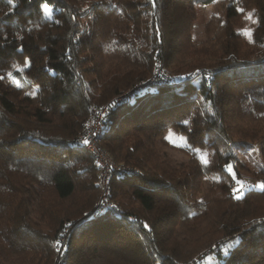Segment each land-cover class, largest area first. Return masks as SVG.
Instances as JSON below:
<instances>
[{"label": "trees", "instance_id": "16d2710c", "mask_svg": "<svg viewBox=\"0 0 264 264\" xmlns=\"http://www.w3.org/2000/svg\"><path fill=\"white\" fill-rule=\"evenodd\" d=\"M258 1L0 0V82L25 46L43 81L16 69L30 98L0 90V264H56L57 240L64 264H195L231 239L220 264H264V29L234 28L242 4L264 20ZM196 5L215 10L199 44ZM159 69L167 79L146 84ZM119 94L98 137L113 164L96 213L102 166L82 133L88 106ZM173 127L202 133L208 157L185 142L188 160L170 162L157 139ZM236 149L255 182L227 170Z\"/></svg>", "mask_w": 264, "mask_h": 264}, {"label": "rangeland", "instance_id": "374dc122", "mask_svg": "<svg viewBox=\"0 0 264 264\" xmlns=\"http://www.w3.org/2000/svg\"><path fill=\"white\" fill-rule=\"evenodd\" d=\"M259 4L262 6L263 1L259 0ZM14 5L13 3L9 5L8 11H13ZM45 9H49L48 5L44 4ZM239 9H243L242 15L239 19V23H234V28L236 31L241 32L246 36L247 39L252 40L254 37V31L256 29L261 30L264 29V20L262 17L259 16L258 10L252 5H244L242 4ZM195 16L191 25V40L193 43L199 44L201 41L206 40L207 38H213L215 36L214 33H211V36L207 34L206 31V24L211 21L212 15L215 13L214 8L210 5H196L195 6ZM14 14V13H13ZM16 14V13H15ZM222 17L224 16V12L220 13ZM24 22L25 19H22ZM213 21V20H212ZM220 27V26H217ZM17 58L13 61H8L5 63L6 69L5 72L6 81L0 82V90L4 95H15L18 99H25L28 100L32 94V90H27L23 88L21 83H19L18 77L12 72L13 70L19 69L21 72H25L27 76H29L32 80L36 81V85L40 84L42 81V76L38 73V69L36 68L35 59L41 57V52L39 49H33V47L25 46L21 52H18L16 55ZM7 57V54H6ZM1 75V73H0ZM123 94H119L118 97L122 99ZM120 99H118L120 101ZM108 103V102H107ZM107 103L101 105H93L90 104L88 106L89 116L87 120V127L88 123H90V119L92 114H97L98 108L104 107ZM84 128V129H85ZM159 137V136H158ZM164 137H167V143L164 141ZM185 142L195 143V147L199 150L200 155L206 159L208 157L209 151L212 150V145L207 142L204 138L202 133L199 131L187 130L185 132L178 131L177 127H173L168 131V133L164 134V136L159 137L157 139V146L158 150L165 153L166 158L175 165L184 163L187 161V155L181 151L179 148L180 144ZM98 146L99 143H98ZM254 152L256 158L260 164L264 165V142L259 143L254 147ZM100 149L105 153L111 156L106 149L100 146ZM237 159L234 163L230 162L227 165V170L232 173L233 178L236 183H241L243 180L246 182L251 183L255 182L256 180V173H254L250 168L247 166L246 157L243 155L241 149H236ZM94 155V154H93ZM105 157H108L105 155ZM109 158V157H108ZM112 165V164H111ZM108 167V166H107ZM236 167V169L234 168ZM256 168V165H253ZM103 169V168H102ZM110 171L109 167L107 169ZM107 181V180H106ZM107 186V184H106ZM108 193V192H107ZM104 194L103 186L100 191V197ZM108 199V194H104V196ZM58 241V240H57ZM236 239L229 240L223 247L221 251H215L212 253L207 254L202 260H199L195 264H220L221 263V256L218 253L226 254L228 253L229 249L236 243ZM54 247L59 252V254L54 257V263L58 264V257L60 255V251L62 249V245H57L56 241L54 243ZM64 257V263H65Z\"/></svg>", "mask_w": 264, "mask_h": 264}, {"label": "built area", "instance_id": "2783aa9c", "mask_svg": "<svg viewBox=\"0 0 264 264\" xmlns=\"http://www.w3.org/2000/svg\"><path fill=\"white\" fill-rule=\"evenodd\" d=\"M166 80L167 79V75L166 73L162 70L159 69V71H157L156 75L150 80L148 81L146 84H152V82H158V80ZM144 85H142L141 87H144ZM133 90H130L128 93H132ZM124 95H122L123 97ZM120 99L118 96L113 100L108 102L104 107L102 108H98L97 114H92L91 119H90V123H88L87 127L83 130L82 133V139L83 141L85 139L88 140V143L86 144V147L92 151V153L95 156V159L99 162V164L102 166V175H101V186H103V192L104 194H107V178L109 175V171L107 170L108 167L110 169L111 164H113V161L111 159V157L108 154H105L101 149L100 146H98V137L100 136L103 127H104V122H103V116L105 114V112L112 108ZM121 100V99H120ZM105 155H107L108 157H105ZM108 166V167H107ZM101 197L99 203H98V207L96 209V213H99L102 209L103 206L108 203V199H107V195L106 197L104 196ZM60 246L62 245V241L58 240ZM57 242V241H56ZM58 245V244H57ZM58 264H64V256L60 253L59 257H58Z\"/></svg>", "mask_w": 264, "mask_h": 264}, {"label": "snow or ice", "instance_id": "6c2138e0", "mask_svg": "<svg viewBox=\"0 0 264 264\" xmlns=\"http://www.w3.org/2000/svg\"><path fill=\"white\" fill-rule=\"evenodd\" d=\"M241 11H243V9H241ZM0 79H3V77H0ZM83 143L87 144V143H88V140L85 139V140L83 141ZM204 163H207V160H205ZM260 187L264 188V183H262V184L260 185ZM145 227H147V225H145ZM56 243L59 244V241H57Z\"/></svg>", "mask_w": 264, "mask_h": 264}]
</instances>
